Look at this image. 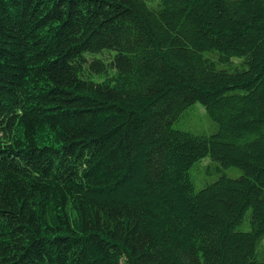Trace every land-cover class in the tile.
Listing matches in <instances>:
<instances>
[{
	"label": "trees",
	"instance_id": "obj_1",
	"mask_svg": "<svg viewBox=\"0 0 264 264\" xmlns=\"http://www.w3.org/2000/svg\"><path fill=\"white\" fill-rule=\"evenodd\" d=\"M196 102L215 133L174 126ZM206 155L243 175L196 191ZM263 239L264 0H0V264H264Z\"/></svg>",
	"mask_w": 264,
	"mask_h": 264
},
{
	"label": "rangeland",
	"instance_id": "obj_2",
	"mask_svg": "<svg viewBox=\"0 0 264 264\" xmlns=\"http://www.w3.org/2000/svg\"><path fill=\"white\" fill-rule=\"evenodd\" d=\"M150 6L158 5L160 0H147ZM98 80H102L97 77ZM178 129L188 131L194 134L211 135L218 130V123L209 115L206 107L201 102H196L189 106L174 123ZM243 175V170L237 166L223 167L220 162L213 159L210 155L202 157L196 161L189 169V176L192 180L195 190L199 191L208 184L218 180L222 176L238 178ZM251 210H248L244 221L239 229L243 231L251 230ZM264 239L258 247V258L262 257V245Z\"/></svg>",
	"mask_w": 264,
	"mask_h": 264
}]
</instances>
